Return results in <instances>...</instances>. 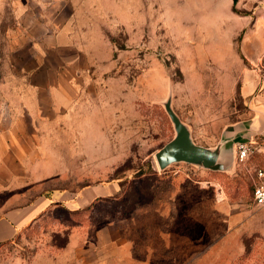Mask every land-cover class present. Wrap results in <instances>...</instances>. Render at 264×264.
<instances>
[{
    "label": "rangeland",
    "instance_id": "1",
    "mask_svg": "<svg viewBox=\"0 0 264 264\" xmlns=\"http://www.w3.org/2000/svg\"><path fill=\"white\" fill-rule=\"evenodd\" d=\"M121 1L136 7L106 21L73 101L32 90L49 79L45 63L33 72L29 39L18 51L15 18L0 12V86L22 63L27 73L24 100L0 88V213H41L0 260L264 264V207L250 201L264 153L225 170L160 169L154 156L175 134L168 97L208 147L264 109V0Z\"/></svg>",
    "mask_w": 264,
    "mask_h": 264
},
{
    "label": "crops",
    "instance_id": "2",
    "mask_svg": "<svg viewBox=\"0 0 264 264\" xmlns=\"http://www.w3.org/2000/svg\"><path fill=\"white\" fill-rule=\"evenodd\" d=\"M134 7L123 6L121 0H0V12L11 11L15 18L19 37L16 41L18 51L20 43H24L27 37L36 61L40 62L33 72L42 62L45 63L49 79L44 84L31 83L32 90L45 91L52 100L68 101L75 100L79 95L80 77L91 66L98 67L100 63L96 45L106 43V21L120 19L122 11L131 12ZM2 19L0 14V26ZM17 55L19 60V52ZM26 74L22 63L17 69L15 80L1 84L0 88L10 90L16 93L17 99L24 100L27 91ZM1 96V107L5 105L8 108L7 97L5 99ZM2 120L1 117L0 121ZM251 129L264 133V121L257 117L249 126L242 125L236 130H240L241 135H246ZM3 134L4 129L0 131L1 139L4 138ZM261 139L264 140V136ZM260 153H264V144L261 145ZM36 210L30 211L17 221L0 213V254L15 236L24 232L27 224L35 222L40 213V210ZM0 264L11 263L0 260ZM41 264L54 263L51 261Z\"/></svg>",
    "mask_w": 264,
    "mask_h": 264
},
{
    "label": "water",
    "instance_id": "3",
    "mask_svg": "<svg viewBox=\"0 0 264 264\" xmlns=\"http://www.w3.org/2000/svg\"><path fill=\"white\" fill-rule=\"evenodd\" d=\"M164 109L168 114L175 134L160 147L154 154L157 165L160 169H165L174 162H186L210 170H225L233 163L235 158L236 144L239 142L255 143L256 137L264 136L261 130H249L246 135H241L239 126H249L254 118H261L264 121V109H259L258 116H255L244 124L240 122L233 128L228 129L224 139L219 141L215 146L208 147L196 143L190 135L187 125L180 119L171 106V98L168 97L163 103Z\"/></svg>",
    "mask_w": 264,
    "mask_h": 264
},
{
    "label": "built area",
    "instance_id": "4",
    "mask_svg": "<svg viewBox=\"0 0 264 264\" xmlns=\"http://www.w3.org/2000/svg\"><path fill=\"white\" fill-rule=\"evenodd\" d=\"M255 143L239 142L235 148V158L240 163L250 161L261 152V145L264 140L256 137ZM251 198L252 205L264 207V167L259 164H253L250 168Z\"/></svg>",
    "mask_w": 264,
    "mask_h": 264
},
{
    "label": "trees",
    "instance_id": "5",
    "mask_svg": "<svg viewBox=\"0 0 264 264\" xmlns=\"http://www.w3.org/2000/svg\"><path fill=\"white\" fill-rule=\"evenodd\" d=\"M232 2H233V4H235V3L237 2V0H232ZM48 197H50V195H49ZM87 207H88V206H85L84 208H78V209H75V210H70V212H72V213H77V212H79V211H84V210L87 209ZM40 214H41V213H40Z\"/></svg>",
    "mask_w": 264,
    "mask_h": 264
}]
</instances>
